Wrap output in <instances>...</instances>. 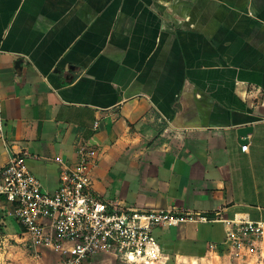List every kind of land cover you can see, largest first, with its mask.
Here are the masks:
<instances>
[{"label":"crops","instance_id":"crops-1","mask_svg":"<svg viewBox=\"0 0 264 264\" xmlns=\"http://www.w3.org/2000/svg\"><path fill=\"white\" fill-rule=\"evenodd\" d=\"M0 121L45 192L86 145L104 202L264 222V0H0Z\"/></svg>","mask_w":264,"mask_h":264},{"label":"built area","instance_id":"built-area-1","mask_svg":"<svg viewBox=\"0 0 264 264\" xmlns=\"http://www.w3.org/2000/svg\"><path fill=\"white\" fill-rule=\"evenodd\" d=\"M247 150L248 145H243L242 151ZM97 157L95 149L82 145L74 167L56 158L61 173L60 188L55 193L43 191L24 157L11 158L0 174V196L11 206L7 217L22 228L21 242L36 251L56 254L58 264H86L99 255L125 264H168L170 256L165 254L157 231L223 224L222 245L228 258L246 264L243 256L264 240V222L241 214L229 219L220 212L209 215L177 209L122 208L101 201L92 192L91 171Z\"/></svg>","mask_w":264,"mask_h":264},{"label":"rangeland","instance_id":"rangeland-1","mask_svg":"<svg viewBox=\"0 0 264 264\" xmlns=\"http://www.w3.org/2000/svg\"><path fill=\"white\" fill-rule=\"evenodd\" d=\"M93 189V187H92ZM93 192V191H92ZM102 194V193H101ZM95 195V194H94ZM98 199L103 201L101 197L95 195ZM10 219V218H9ZM13 232L17 237H5L6 232L2 231L0 238V264H58V257L56 254L40 249L38 251L30 247V244L21 242L22 228L14 220ZM184 228L187 229L188 235L191 237H198L200 240H213L223 244L224 231L220 224H210L206 226H181L180 228H168L156 232L159 242L164 248L165 254L170 256L168 264H236L233 259L228 258L225 249L219 253V257L209 255L202 259H195L188 257L190 253L199 252L200 247H195L189 240H178L176 237L182 235ZM197 228V229H196ZM4 237V238H3ZM209 242V241H208ZM222 248L225 246L221 245ZM202 250L205 248V242L201 244ZM246 264H264V240L258 242L252 253L243 256ZM86 264H125L120 263L111 256L99 255L88 260Z\"/></svg>","mask_w":264,"mask_h":264},{"label":"water","instance_id":"water-1","mask_svg":"<svg viewBox=\"0 0 264 264\" xmlns=\"http://www.w3.org/2000/svg\"><path fill=\"white\" fill-rule=\"evenodd\" d=\"M21 62L18 61L17 62V66H20ZM253 132V127L252 126H244V127H240L237 131L238 134V138H239V143L241 145H245L249 143V139L248 136L249 134H251Z\"/></svg>","mask_w":264,"mask_h":264},{"label":"trees","instance_id":"trees-1","mask_svg":"<svg viewBox=\"0 0 264 264\" xmlns=\"http://www.w3.org/2000/svg\"><path fill=\"white\" fill-rule=\"evenodd\" d=\"M1 232V231H0ZM31 247V246H30Z\"/></svg>","mask_w":264,"mask_h":264}]
</instances>
